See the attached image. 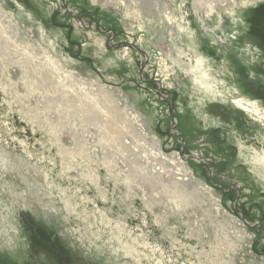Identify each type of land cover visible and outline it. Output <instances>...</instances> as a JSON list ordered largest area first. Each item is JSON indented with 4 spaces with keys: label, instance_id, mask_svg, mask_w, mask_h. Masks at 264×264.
<instances>
[{
    "label": "rangeland",
    "instance_id": "rangeland-1",
    "mask_svg": "<svg viewBox=\"0 0 264 264\" xmlns=\"http://www.w3.org/2000/svg\"><path fill=\"white\" fill-rule=\"evenodd\" d=\"M259 157L264 0H0L2 264H264Z\"/></svg>",
    "mask_w": 264,
    "mask_h": 264
},
{
    "label": "flooded vegetation",
    "instance_id": "flooded-vegetation-1",
    "mask_svg": "<svg viewBox=\"0 0 264 264\" xmlns=\"http://www.w3.org/2000/svg\"><path fill=\"white\" fill-rule=\"evenodd\" d=\"M32 230L33 239H37V246L46 250L49 254H52V258L55 259V264H65L64 258L60 253L58 243L51 239L49 236L41 231H38L34 226H29ZM43 233V234H42ZM7 259L0 256V264L4 263Z\"/></svg>",
    "mask_w": 264,
    "mask_h": 264
},
{
    "label": "bare ground",
    "instance_id": "bare-ground-1",
    "mask_svg": "<svg viewBox=\"0 0 264 264\" xmlns=\"http://www.w3.org/2000/svg\"><path fill=\"white\" fill-rule=\"evenodd\" d=\"M204 28L207 29V27H205V26H204ZM218 38H220L222 41H224V43L227 40V38L224 37L223 35H221V36L219 35ZM236 102L238 103L239 106H241L245 110H248V111H252V110L255 111L256 110L255 104L252 101L237 100ZM258 162L262 163V165H264V157L263 158L259 157Z\"/></svg>",
    "mask_w": 264,
    "mask_h": 264
},
{
    "label": "water",
    "instance_id": "water-1",
    "mask_svg": "<svg viewBox=\"0 0 264 264\" xmlns=\"http://www.w3.org/2000/svg\"><path fill=\"white\" fill-rule=\"evenodd\" d=\"M118 46H119V44H118Z\"/></svg>",
    "mask_w": 264,
    "mask_h": 264
}]
</instances>
